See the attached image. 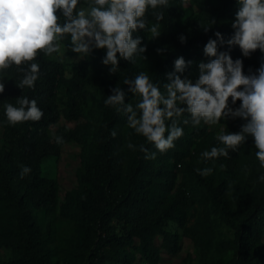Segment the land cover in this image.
Instances as JSON below:
<instances>
[{
  "label": "trees",
  "instance_id": "1",
  "mask_svg": "<svg viewBox=\"0 0 264 264\" xmlns=\"http://www.w3.org/2000/svg\"><path fill=\"white\" fill-rule=\"evenodd\" d=\"M187 1L169 0L166 8L155 10L163 12L161 21L155 20L151 8L145 14L148 25L158 24L160 35L167 37L170 62L160 72L152 74L142 53L133 58L134 63L119 58L117 54L119 64L113 74L110 73L111 65L102 63L106 50L91 51L104 77L98 87L101 110L80 178L84 189L79 206L80 226L75 252L64 264H126L127 249L136 240V248L144 261L157 264L160 259L157 238L168 251H175V234L166 226L170 221H182L193 206V197L185 180L175 185L169 177L174 167L190 159L198 161L203 168L234 170L248 149L245 140L235 151L229 149L227 157L203 159L201 154L204 151L223 145L208 124L201 122L193 126L190 115L184 113L179 124L184 135L174 141L173 148L160 153L146 138L127 126L123 112L118 113L114 107L104 103L107 96L113 94L111 89L119 86L125 92V103L135 105L140 97L128 91L124 79H134L140 72L147 73L163 93L167 75L174 72V61L179 57H183L186 63H192L184 73L177 75L194 82L199 77V64L215 59L204 54L210 39L217 40L218 54H228L233 62L241 60L243 72L248 68L251 74L258 72L264 62L262 50L257 49L244 56L238 45L229 46L227 43L235 32L232 24L240 8L239 0H199L197 10L181 22V34H172L171 31L180 24ZM217 32L222 35L223 43L216 37ZM148 34L147 29L137 30L133 38H141L140 46L143 47ZM181 36L185 38L183 43ZM61 42L71 51L70 36L66 35ZM32 62L40 66L34 88L20 89L17 86L23 73L15 65L0 72V82L5 84L4 92L0 93V248L13 250V255L0 260V264H57L30 209L49 210L55 206L57 183L43 175V163L58 157L63 144L81 142L89 127V118L83 107L92 94L86 84L92 61L79 59L70 64L68 73L59 60L42 52ZM20 67L27 68L28 65ZM61 87L65 90L63 108L59 104ZM21 96L37 101V106L44 113L40 121L16 125L7 122L5 105L18 106L17 99ZM62 112L73 124L58 126L52 136L50 129L58 123ZM184 119L189 123L183 124ZM113 130L117 132L115 138L110 134ZM240 131L237 125H233L223 133ZM56 136L62 137L64 143L57 144ZM129 143L136 146L135 150L127 147ZM141 144L149 152H155L156 158L145 159V154L139 151ZM167 161L171 164L163 169ZM21 165L31 168L23 179L20 177ZM196 178L207 189L221 219L234 233L232 238L221 243L210 264H263L264 187L249 199L238 200V211L234 212L223 195V184H215L198 173ZM117 227H120L119 231Z\"/></svg>",
  "mask_w": 264,
  "mask_h": 264
},
{
  "label": "clouds",
  "instance_id": "2",
  "mask_svg": "<svg viewBox=\"0 0 264 264\" xmlns=\"http://www.w3.org/2000/svg\"><path fill=\"white\" fill-rule=\"evenodd\" d=\"M85 2L86 6L81 0H0V72L15 65L23 73L17 86L20 89L34 88L40 66L32 61L41 52L47 56L60 53V41L67 35L70 36L71 51L76 54L88 55L93 49H105L102 63L111 65L110 73L114 74L119 64L117 54L119 58L134 63L133 58L146 51L140 46L141 38H133L134 32L147 29L152 38L160 35L159 25L149 26L144 17L151 8L155 20H163V12L155 10L166 8L169 0ZM239 3L236 20L232 24L235 32L227 41L228 45H238L244 56L257 49L264 51V0H239ZM215 35L221 43L224 42L219 32ZM180 39L185 42L183 36ZM204 54L215 59L199 64V77L194 82L177 75L184 73L192 63H186L183 57H179L174 61V72L167 75L163 93L147 73L140 72L134 79H124L128 91L140 97L135 105L125 103V92L119 86L111 89L113 94L107 96L105 105L114 107L118 113L123 112L127 126L146 138L160 153L173 148L174 141L184 135L183 128L179 126L184 113L190 115L193 126L201 122L208 125L220 123L222 118H243L247 123L242 125L239 133L219 134L217 139L223 147L204 151L202 158L227 157L229 149L235 151L251 135L257 149L256 158L264 168V66L256 74L245 75L241 60L233 62L228 54H218L217 40L208 41ZM22 64L28 67H20ZM4 90L5 84L0 82V93ZM229 99L233 105L237 100L241 101L240 107L230 108ZM17 104L5 105V116L10 125L38 122L44 116L35 99L21 96ZM182 122L186 125L189 120ZM110 134L115 138L117 132L113 130ZM55 142L63 144L64 140L56 136ZM127 147L135 150L136 146L129 143ZM139 151L145 154V159L156 158V153L149 152L143 144ZM20 167L23 179L31 168ZM196 171L206 177L213 169L198 168Z\"/></svg>",
  "mask_w": 264,
  "mask_h": 264
},
{
  "label": "rangeland",
  "instance_id": "3",
  "mask_svg": "<svg viewBox=\"0 0 264 264\" xmlns=\"http://www.w3.org/2000/svg\"><path fill=\"white\" fill-rule=\"evenodd\" d=\"M198 1L188 0L185 3L180 24L171 31L172 34L178 36L181 34V22L197 10ZM81 3L86 6L85 0H81ZM60 44V53H53L49 57L59 60L66 67L67 73L70 64L79 59L89 58L92 61L86 78L87 87L92 94L86 99L83 107L89 118V127L81 142L63 144L58 157L44 161L43 175L46 178L54 179L57 183V201L55 206L49 210L30 209V214L37 222L42 235L46 238L53 260L57 264H64L65 260L73 257L75 252L74 245L80 226L79 206L84 189L80 178L87 151L95 133L96 122L100 115L101 104L98 87L104 77L97 67V62L93 60L92 52L88 55L76 54L70 51L66 44L61 41ZM143 47L146 48V51L142 55L145 61H148L152 74L160 72L161 69L169 65L167 37L159 35L152 38L149 32L146 45ZM261 55L264 57V51ZM261 66H264V62ZM244 74L251 75L250 68L245 70ZM64 91V87L59 89V104L62 108L65 104ZM240 105L241 101L237 100L234 105L231 102L229 107L236 109ZM246 123L247 121L240 117L222 118L220 123L209 125V129L214 135L218 136L233 125H237L241 129L242 125ZM72 124L62 112L60 120L50 129V133L54 136L58 126ZM246 140L248 149L237 169L224 170L210 167L213 171L206 176L215 184H223V195L234 212L238 211V200L249 199L264 187V179H261L264 176V168L261 167L256 158L257 149L254 138L248 135ZM197 162L188 159L184 164L181 163L174 167L173 173L169 176L175 185L181 180H185L193 197V206L182 221H170L166 226L175 234V251H168L161 245V239L157 238L160 254L157 264H210L215 254L220 250L221 243L234 236L232 229L223 222L218 210L213 205L211 195L197 180L196 169H204ZM170 164L171 161H167L163 169L170 166ZM117 230L119 231L120 227H117ZM136 245H138L137 240L128 247L126 264H147L139 254ZM261 253L264 256V247H262ZM12 255L13 250L11 248H0V260L9 259Z\"/></svg>",
  "mask_w": 264,
  "mask_h": 264
}]
</instances>
